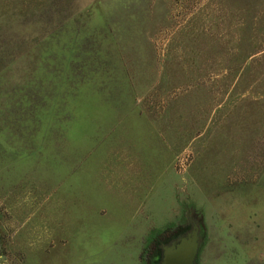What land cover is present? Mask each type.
<instances>
[{
  "label": "rangeland",
  "instance_id": "obj_1",
  "mask_svg": "<svg viewBox=\"0 0 264 264\" xmlns=\"http://www.w3.org/2000/svg\"><path fill=\"white\" fill-rule=\"evenodd\" d=\"M264 264V0H0V264Z\"/></svg>",
  "mask_w": 264,
  "mask_h": 264
},
{
  "label": "water",
  "instance_id": "obj_2",
  "mask_svg": "<svg viewBox=\"0 0 264 264\" xmlns=\"http://www.w3.org/2000/svg\"><path fill=\"white\" fill-rule=\"evenodd\" d=\"M199 247L198 223L176 236L170 243L161 245L155 256L156 264H196Z\"/></svg>",
  "mask_w": 264,
  "mask_h": 264
},
{
  "label": "flooded vegetation",
  "instance_id": "obj_3",
  "mask_svg": "<svg viewBox=\"0 0 264 264\" xmlns=\"http://www.w3.org/2000/svg\"><path fill=\"white\" fill-rule=\"evenodd\" d=\"M191 227H192V224H191ZM191 227H190V228H191ZM190 228H189V229H190ZM189 229H188V230H189Z\"/></svg>",
  "mask_w": 264,
  "mask_h": 264
}]
</instances>
